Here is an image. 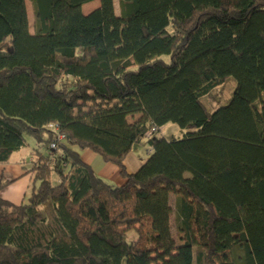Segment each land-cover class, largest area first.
<instances>
[{
	"label": "trees",
	"instance_id": "obj_1",
	"mask_svg": "<svg viewBox=\"0 0 264 264\" xmlns=\"http://www.w3.org/2000/svg\"><path fill=\"white\" fill-rule=\"evenodd\" d=\"M90 1L0 0V163L36 142L27 198L0 195V264H264V0Z\"/></svg>",
	"mask_w": 264,
	"mask_h": 264
},
{
	"label": "crops",
	"instance_id": "obj_2",
	"mask_svg": "<svg viewBox=\"0 0 264 264\" xmlns=\"http://www.w3.org/2000/svg\"><path fill=\"white\" fill-rule=\"evenodd\" d=\"M145 141L144 138L139 139L125 156L123 165L126 172H135L145 160L148 154V145ZM30 152L28 153L29 156H27L20 149L12 153L6 163H0V180H12L9 185L0 189V195L14 203L24 200L33 185L32 176L24 174L22 169V163L32 160ZM80 156L84 162L91 166L94 172L111 185H120L124 182L125 179L121 176L119 168L110 162L101 163L97 160L100 169L93 167L98 155L92 150L82 149L80 150Z\"/></svg>",
	"mask_w": 264,
	"mask_h": 264
},
{
	"label": "rangeland",
	"instance_id": "obj_3",
	"mask_svg": "<svg viewBox=\"0 0 264 264\" xmlns=\"http://www.w3.org/2000/svg\"><path fill=\"white\" fill-rule=\"evenodd\" d=\"M96 3H98V0H93V1H90L88 3L83 4V10L85 12L89 11L90 8L95 7ZM27 6H28L29 16L31 17V8H30V4L28 2H27ZM115 8H116V11H118L117 1H115ZM231 87H232V81L230 78H228L221 85L216 87L208 96H206L203 99L206 107L209 110H212L219 105L225 104L230 98ZM164 127H165V130L162 131V133H164L166 136H179V135H181L182 131L174 123L168 122ZM27 141H28V145L24 146L21 149V151H22V153H26V155L29 156L28 153L31 151L32 147L36 146V142L33 139V137H31L30 135H27ZM40 148L44 149V147H42V146H40ZM97 160L101 163H104L105 161L103 160V158L100 155H98L96 157V159L93 163V167L100 169ZM53 179H55V177ZM27 196H28V194H27ZM27 196L25 197V199L27 198ZM231 256L232 255L230 254V252H228V257L231 258ZM221 259H223L222 254H216L215 255V260L217 262L220 261Z\"/></svg>",
	"mask_w": 264,
	"mask_h": 264
},
{
	"label": "built area",
	"instance_id": "obj_4",
	"mask_svg": "<svg viewBox=\"0 0 264 264\" xmlns=\"http://www.w3.org/2000/svg\"><path fill=\"white\" fill-rule=\"evenodd\" d=\"M63 138H64V135L63 134H58V139H63ZM50 146L52 148H54L56 145H55V143H51Z\"/></svg>",
	"mask_w": 264,
	"mask_h": 264
}]
</instances>
